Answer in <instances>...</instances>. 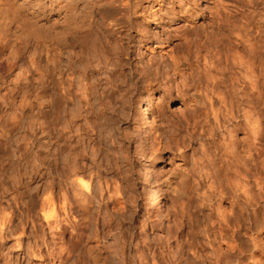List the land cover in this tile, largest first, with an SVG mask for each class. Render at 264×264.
I'll use <instances>...</instances> for the list:
<instances>
[{
	"label": "clouds",
	"instance_id": "clouds-1",
	"mask_svg": "<svg viewBox=\"0 0 264 264\" xmlns=\"http://www.w3.org/2000/svg\"><path fill=\"white\" fill-rule=\"evenodd\" d=\"M104 4L40 0L38 26L90 42L37 46L0 81V264H264V0H192L168 52L132 58L140 0ZM139 91L175 105L149 119ZM175 172L188 195L138 218Z\"/></svg>",
	"mask_w": 264,
	"mask_h": 264
},
{
	"label": "bare ground",
	"instance_id": "bare-ground-1",
	"mask_svg": "<svg viewBox=\"0 0 264 264\" xmlns=\"http://www.w3.org/2000/svg\"><path fill=\"white\" fill-rule=\"evenodd\" d=\"M88 2L90 4V14L99 18V13L103 10L100 8V5L104 4V0H88ZM108 7L109 5L104 4V8ZM191 9L192 0H140V15L135 18L136 27L133 28L130 36L132 51L137 50L138 47L145 46L148 48L147 53L149 54L147 56H151L153 53L157 55L158 52L159 55L168 52L167 37L166 39L164 38L166 29L179 25L182 22L184 25L196 22L197 16L200 15L199 13L193 15L191 19L187 18ZM42 16L43 9L40 6V0H0V81L15 79L20 73V66L27 59V54L37 46L43 47L45 44H56L80 47L90 42L91 34L82 25L75 28L69 25L65 28L59 25L48 27L47 24H44L43 27H40L37 22L41 21L43 23L41 20ZM152 38L154 40L153 46H151ZM52 92L53 87L49 85L44 89L43 95L47 97ZM154 92H157L162 97L164 96V99L161 101L165 100V98L170 99L162 91H153L151 94L148 92V98L151 99ZM161 101L154 108L151 107V104L145 107H142L141 104V109L149 119L152 118L153 110L156 107L165 105ZM46 115L51 117L53 112L50 111ZM240 135L243 136V133ZM247 147V143L241 141L237 145V150L243 152ZM164 162L162 156L155 162V166L160 167L162 170ZM179 182L181 183L180 185ZM165 186L181 198L188 195L185 191L184 178L179 172L169 175L167 185ZM163 188L161 190V187H159L158 194L160 198L157 203L153 204L152 200H148L147 210L155 207L160 211L166 209L163 204ZM224 203L226 207L229 205L227 200ZM224 239L232 240L231 232L225 233ZM224 246L227 247L228 245L225 244ZM98 255L104 256L107 253L100 250L98 251ZM256 256L264 259V256H261L260 252H257Z\"/></svg>",
	"mask_w": 264,
	"mask_h": 264
},
{
	"label": "rangeland",
	"instance_id": "rangeland-1",
	"mask_svg": "<svg viewBox=\"0 0 264 264\" xmlns=\"http://www.w3.org/2000/svg\"><path fill=\"white\" fill-rule=\"evenodd\" d=\"M202 7H203V5H201V8ZM201 22H203V20H201ZM182 23H180L181 26L179 24V25L173 26L172 28L169 27L166 29L164 38L166 39V37H167V39H166L167 49H170L172 46H174L178 42L174 38L175 33H176L175 31H177L179 28H182L184 26V23L183 24ZM177 26H178V29H177ZM136 36H137V34H136ZM153 45H154V40L152 38L151 39V46H153ZM138 52H143V53L145 52L147 55L149 54V53H147L148 48H146L145 46H142L141 48L138 47L137 50L135 49V51H131L130 52V58L135 57ZM158 53H157V55H159ZM148 96H149L148 92L139 91L137 93V96L134 97V100H136L138 104L140 103L139 104L140 108H141V104H142V107H145V106L151 104L152 105L151 107L154 108L155 106H157L158 103H160V101L162 99H164V96L162 97L160 94H157V92H154V95L151 97L152 100L150 98H148ZM160 97H162V98L160 99ZM161 102H163L165 105H175V98H170L169 100L167 98H165V100H163ZM3 152H4V149L2 147H0V153H3ZM162 156H163V159L165 161L164 164L162 165V166H164L163 169L161 170V168L157 167V166H155V168L157 167L156 170L161 172V173L170 172L172 166L169 163V159H168L169 153L164 152ZM158 168H160V169H158ZM180 184L181 183L179 182V185ZM159 187H161V190L164 187L163 188V194H164L163 195V204L165 205L166 209L164 211H160V210H158L157 207H155V208H152L151 210H147V206H148L149 201L148 200L147 201L142 200L140 202L138 218H143L145 216L155 217L157 215H162L172 205L174 198H181V197L177 196L174 192H171L170 190H168L165 185H161ZM137 222H139V219ZM165 222H167V221H165ZM153 229H154V223L150 220L147 231L151 233L153 231Z\"/></svg>",
	"mask_w": 264,
	"mask_h": 264
}]
</instances>
